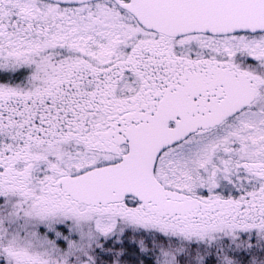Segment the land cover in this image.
Wrapping results in <instances>:
<instances>
[{
    "label": "snow or ice",
    "instance_id": "obj_1",
    "mask_svg": "<svg viewBox=\"0 0 264 264\" xmlns=\"http://www.w3.org/2000/svg\"><path fill=\"white\" fill-rule=\"evenodd\" d=\"M0 264H264V0H0Z\"/></svg>",
    "mask_w": 264,
    "mask_h": 264
}]
</instances>
